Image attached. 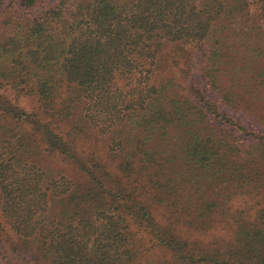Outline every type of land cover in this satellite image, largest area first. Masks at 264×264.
Instances as JSON below:
<instances>
[{
	"label": "trees",
	"instance_id": "16d2710c",
	"mask_svg": "<svg viewBox=\"0 0 264 264\" xmlns=\"http://www.w3.org/2000/svg\"><path fill=\"white\" fill-rule=\"evenodd\" d=\"M169 50L196 51V74L160 72ZM0 88L39 103L0 94V236L20 263L264 264V0H0ZM26 125L88 184L45 170ZM96 135L122 176L77 150ZM129 219L170 258L147 259ZM225 219L208 248L172 227Z\"/></svg>",
	"mask_w": 264,
	"mask_h": 264
},
{
	"label": "rangeland",
	"instance_id": "374dc122",
	"mask_svg": "<svg viewBox=\"0 0 264 264\" xmlns=\"http://www.w3.org/2000/svg\"><path fill=\"white\" fill-rule=\"evenodd\" d=\"M191 54H188L187 56L185 54L180 57L178 55L175 58V56H173V53L170 50L167 51L161 58L162 64L160 72H174L176 74H180L183 70L191 69L193 74H196L198 55L196 51H193V56ZM162 73L160 74L162 75ZM0 94L5 96L7 99L11 100L12 103H15L21 109L20 111L27 114L28 116L39 112V103L34 95L25 93L19 94L13 90L1 88ZM62 126L63 125H61L60 127ZM59 132L61 133V135H64L67 132V128H61L59 129ZM18 134H21L20 137L23 135L25 137L27 136L33 143V147L38 148L37 160L40 162V165L45 170H48L50 173H61L68 175L69 177H74L75 179H78V181L82 182L83 185L88 184L86 179L78 172L77 167H75L70 161L64 160V157L59 156L58 154H50L44 151L46 146L41 140L39 133H37L32 126H24L23 130H19ZM75 146L77 150L85 156H91L101 161L112 176H122L119 170L117 169V165L109 159L107 148L104 146L103 142L97 135L94 137H83L79 139L78 142H75ZM217 190L218 189H216L215 192ZM140 191L143 193L144 190ZM260 197L261 201L264 202V190ZM249 205H251L249 202H245L241 199H235L231 203L230 208L232 212H235ZM151 212L153 213L155 220L159 224L164 226L168 225V218L165 217L163 207L161 205L154 204ZM129 220L131 221L130 226L133 232L135 233V239L137 240V243L139 245L138 248L141 250V252L147 259L162 260L164 258H170L169 252L165 249L162 250L160 247H158V245L155 243V240H153V236L150 235L148 231L144 229H139L132 223L131 219ZM172 227H174L176 229L177 234L184 241L189 243L190 246L194 249L196 248L194 244H197L200 248H208L216 242L223 243L222 240H231L233 238L235 228L234 224H232L229 219H225L224 221L220 222L215 220L212 228L207 232H198L197 230L190 229L185 226L183 221H181L180 224L172 223ZM0 240H4L2 241V246H6L3 251H0V257L2 259L3 264H25L23 260H21L20 263L16 255H14L10 249L11 246L15 243L13 235H10V237H5V235H1Z\"/></svg>",
	"mask_w": 264,
	"mask_h": 264
}]
</instances>
